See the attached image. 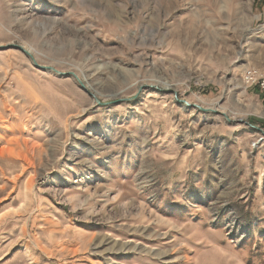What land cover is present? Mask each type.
Wrapping results in <instances>:
<instances>
[{
  "label": "rangeland",
  "instance_id": "obj_1",
  "mask_svg": "<svg viewBox=\"0 0 264 264\" xmlns=\"http://www.w3.org/2000/svg\"><path fill=\"white\" fill-rule=\"evenodd\" d=\"M0 48V264H264V0H0Z\"/></svg>",
  "mask_w": 264,
  "mask_h": 264
},
{
  "label": "built area",
  "instance_id": "obj_2",
  "mask_svg": "<svg viewBox=\"0 0 264 264\" xmlns=\"http://www.w3.org/2000/svg\"><path fill=\"white\" fill-rule=\"evenodd\" d=\"M243 81L247 87H257L264 93V73L253 68L245 70Z\"/></svg>",
  "mask_w": 264,
  "mask_h": 264
},
{
  "label": "water",
  "instance_id": "obj_3",
  "mask_svg": "<svg viewBox=\"0 0 264 264\" xmlns=\"http://www.w3.org/2000/svg\"><path fill=\"white\" fill-rule=\"evenodd\" d=\"M16 49H19V50H21V51H23V52H25L26 54H28L29 55V53L28 52H26L22 47H19V46H14ZM0 49H3V48H0ZM47 69V68H46ZM47 70H50V71H52V72H54V73H57V74H59V75H62V76H71V75H73V76H75L74 74H62V73H59V72H57L56 70H54L53 68H48Z\"/></svg>",
  "mask_w": 264,
  "mask_h": 264
},
{
  "label": "bare ground",
  "instance_id": "obj_4",
  "mask_svg": "<svg viewBox=\"0 0 264 264\" xmlns=\"http://www.w3.org/2000/svg\"><path fill=\"white\" fill-rule=\"evenodd\" d=\"M257 88V87H256ZM258 89V88H257ZM259 90V89H258Z\"/></svg>",
  "mask_w": 264,
  "mask_h": 264
}]
</instances>
